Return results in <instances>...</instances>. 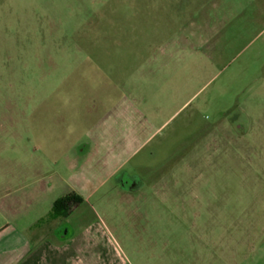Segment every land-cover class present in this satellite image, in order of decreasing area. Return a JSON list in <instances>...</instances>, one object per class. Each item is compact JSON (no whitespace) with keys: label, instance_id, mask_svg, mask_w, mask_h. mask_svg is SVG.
<instances>
[{"label":"rangeland","instance_id":"374dc122","mask_svg":"<svg viewBox=\"0 0 264 264\" xmlns=\"http://www.w3.org/2000/svg\"><path fill=\"white\" fill-rule=\"evenodd\" d=\"M128 93L165 123L124 170L144 189L117 178L91 195V180L49 223L68 191L44 195L53 146L83 132L86 97ZM48 223L61 226L38 257ZM68 251L69 264L261 262L264 0H0V264Z\"/></svg>","mask_w":264,"mask_h":264},{"label":"crops","instance_id":"0c3cea01","mask_svg":"<svg viewBox=\"0 0 264 264\" xmlns=\"http://www.w3.org/2000/svg\"><path fill=\"white\" fill-rule=\"evenodd\" d=\"M111 98L113 101L107 106L101 97L96 95L92 98L86 97L85 106L82 108L83 115L81 114L86 126L83 132H80L75 141L66 145L64 149H58L61 144L53 146L51 155L48 156L51 164L48 176L45 177L42 174L40 177L44 195L50 197L57 190L64 188L68 191L53 199L51 207L56 200L71 193L81 198V203H84L87 199L84 197L85 187L91 180H102L91 193L93 195L109 181H115L120 175L125 176L126 166L136 160V157L153 141L156 133L165 124L157 128L154 120L159 110L153 112L144 100L139 101L129 93L111 96ZM60 118L57 117V122L54 120L55 124L64 121L62 117ZM72 178L81 180L73 182ZM46 179L47 182H45ZM140 183L141 181L137 185ZM135 184L131 191L121 188L119 181L114 187L123 194H140L145 184L141 183L139 186ZM49 223H51L50 220ZM49 223L46 233L43 224L34 230L33 239L31 238L33 243L31 247L29 246L30 249H27L28 252L33 254L39 252L35 255L41 256L40 249L35 252L33 244L39 243L43 236L51 240L49 236L53 228L49 227ZM55 241L52 240L53 243ZM48 253L49 264H60L62 259L63 264H67V258L78 257L71 251L65 252L64 257H60L58 252H53L54 260L51 261L52 255ZM259 261L258 264H264V256L261 262Z\"/></svg>","mask_w":264,"mask_h":264},{"label":"trees","instance_id":"16d2710c","mask_svg":"<svg viewBox=\"0 0 264 264\" xmlns=\"http://www.w3.org/2000/svg\"><path fill=\"white\" fill-rule=\"evenodd\" d=\"M81 203V198H79L74 193L68 194L56 200L53 203L51 213L49 215L50 220H55L60 217L66 218L71 212L73 207L78 206Z\"/></svg>","mask_w":264,"mask_h":264},{"label":"flooded vegetation","instance_id":"af4514ba","mask_svg":"<svg viewBox=\"0 0 264 264\" xmlns=\"http://www.w3.org/2000/svg\"><path fill=\"white\" fill-rule=\"evenodd\" d=\"M118 179H119V182H120V186H121V188H123L124 190H127V191H131L132 189H133V186H134V183H133V181H132V179L131 178H128V177H125L124 175H120L119 177H118ZM61 219H65V218H63V217H60V218H58V219H55V220H50V221H58L59 222V220H61ZM57 222V223H58ZM57 223L55 224V226L53 227V229H52V231L53 230H56V228H59L61 225H59V226H57ZM60 229V228H59ZM66 235H67V230L65 229H63L62 231H61V233L59 234V236L57 237V239L59 240V241H61V240H65V237H66Z\"/></svg>","mask_w":264,"mask_h":264}]
</instances>
